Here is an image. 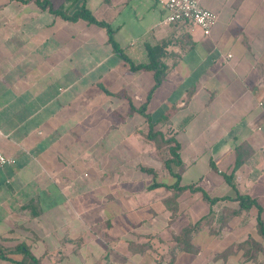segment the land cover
Wrapping results in <instances>:
<instances>
[{"label": "crops", "instance_id": "0c3cea01", "mask_svg": "<svg viewBox=\"0 0 264 264\" xmlns=\"http://www.w3.org/2000/svg\"><path fill=\"white\" fill-rule=\"evenodd\" d=\"M48 2L108 23L134 64L164 42L166 70L154 86L104 27L0 0V264L21 244L38 264H264V0H201L208 35L159 0ZM140 108L179 144L170 169Z\"/></svg>", "mask_w": 264, "mask_h": 264}, {"label": "trees", "instance_id": "16d2710c", "mask_svg": "<svg viewBox=\"0 0 264 264\" xmlns=\"http://www.w3.org/2000/svg\"><path fill=\"white\" fill-rule=\"evenodd\" d=\"M38 3L41 6H47L49 7L50 10L58 13L62 18L70 21H75L77 19H83L87 21L88 23H93L98 26L104 27L107 33L108 41L110 45L112 46L113 50L116 51L121 57L127 61L129 68L130 69H139V68H145L153 71L154 75V86L158 85L163 76L165 75V70L166 67L162 64L161 58L164 56V50H163V43L156 44V45H147L146 50H147V57L148 61L146 63H140V64H134L131 62L126 55L122 53V51L118 48L114 38H113V30L110 27L108 23H106L103 20H98L96 19L93 14L87 10L84 6L81 7L78 10H75L71 14H67L61 9H53L49 5L48 0H38ZM182 24V23H181ZM140 112L145 116V118L148 120L149 123V130L146 133V136L148 139L152 140L157 148L162 147L163 145H167L168 153L169 155L167 157H162V163L167 169H170V164L171 163H179V154H178V149H179V144L177 143L176 140H174L173 137H168L164 138L160 132L154 131L152 129V121L150 120V116L146 113H144L143 109L140 108ZM149 171H153L151 168H147ZM178 189H183V188H190L193 190H200L198 187L194 186H178ZM202 196L207 199L208 201L214 202L216 199L215 198H208L205 192H202ZM236 199L239 201L240 205L242 207H249L250 205L254 204L257 206V210L260 211V206L250 197L243 195V194H236ZM257 226L260 231L264 232V222L261 220L259 213H257ZM19 251L22 252L24 257L19 263L23 264H38V260L30 254V252L27 250V248L24 245H17L15 248L8 249L7 251ZM6 252L4 248L0 247V253L3 255Z\"/></svg>", "mask_w": 264, "mask_h": 264}, {"label": "built area", "instance_id": "2783aa9c", "mask_svg": "<svg viewBox=\"0 0 264 264\" xmlns=\"http://www.w3.org/2000/svg\"><path fill=\"white\" fill-rule=\"evenodd\" d=\"M165 9L164 23H182L188 28L198 27L203 35H208L216 21V14L204 7L201 0H159ZM229 57L230 54H227ZM12 158L0 148V167L11 163ZM159 264H168L160 261Z\"/></svg>", "mask_w": 264, "mask_h": 264}]
</instances>
